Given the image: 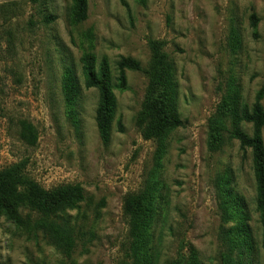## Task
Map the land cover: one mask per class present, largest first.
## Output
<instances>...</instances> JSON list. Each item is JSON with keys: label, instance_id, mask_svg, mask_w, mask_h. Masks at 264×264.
Masks as SVG:
<instances>
[{"label": "rangeland", "instance_id": "rangeland-1", "mask_svg": "<svg viewBox=\"0 0 264 264\" xmlns=\"http://www.w3.org/2000/svg\"><path fill=\"white\" fill-rule=\"evenodd\" d=\"M87 1L88 19L78 23L71 0H0V171L26 162V174L44 189L79 185L84 193L83 202L61 215L76 238L71 256L36 231V215L24 211L18 224L1 212L0 264H125V198L153 184L163 197L154 229L160 264L187 246L201 264H264L251 151L227 133L210 148L211 120L225 98L236 95L252 107L262 93L264 108V0ZM151 42L164 44L185 123L161 144L146 140L137 125ZM89 56L97 69L107 60L115 85L122 59L143 69L127 71L126 89L113 91L108 142L96 124L99 93L85 89ZM67 72L80 86L71 108L63 95ZM25 123L38 137L34 146L21 137ZM241 129L252 136L251 125ZM222 178L231 180L229 188L242 201L229 221L220 210ZM242 227L247 233L230 249L227 234Z\"/></svg>", "mask_w": 264, "mask_h": 264}, {"label": "trees", "instance_id": "trees-1", "mask_svg": "<svg viewBox=\"0 0 264 264\" xmlns=\"http://www.w3.org/2000/svg\"><path fill=\"white\" fill-rule=\"evenodd\" d=\"M76 22L82 23L88 19L89 7L87 0H71ZM142 1V0H139ZM54 21V18H47ZM257 19L253 17V27L257 26ZM151 64L145 72L149 84L142 112L137 119V125L143 137L148 141L163 143L164 139L174 130L185 127V123L177 113L178 85L175 72L168 55L163 51L164 44L151 42ZM119 77L117 84L113 83L112 73L107 60L99 68L93 56L83 60V74L85 89L97 90L99 104L96 111V124L101 139L108 142L112 124L116 115V101L114 89L124 91L127 87L125 73L127 71L143 72L141 64L132 59H122L117 64ZM63 95L66 105L74 106L80 95V86L71 72L63 78ZM263 94L260 93L252 107L239 102L236 95H230L222 102L218 114L211 120L210 148L217 149L223 143L224 133L236 140L242 151H251L252 168L257 184V211L261 214L263 228L264 250V108L261 104ZM252 126L253 134L248 136L242 131L241 125ZM122 133V124H119ZM23 140L34 146L38 137L34 128L23 124L21 134ZM163 149V147H162ZM26 162L13 165L0 171V213L18 224H24L22 212L29 211L38 217L35 229L45 234L62 251L71 256L76 248V238L63 224L61 215L83 202L84 193L79 185L62 186L53 190H46L26 174ZM230 179L222 178L218 181L217 189L222 218L232 220L235 213L241 210V199L234 189L229 188ZM158 185H151L143 192L129 195L124 201V216L129 229V243L127 262L125 264H160L159 253L154 247V229L159 215V202L163 197L157 195ZM245 227L233 229L227 234L230 249L237 245V236L244 237ZM180 250L177 257L165 264H201L196 251L187 246ZM228 263L231 259H225Z\"/></svg>", "mask_w": 264, "mask_h": 264}]
</instances>
